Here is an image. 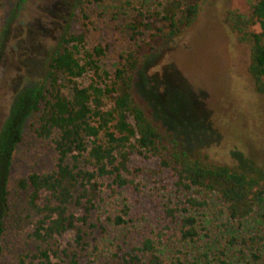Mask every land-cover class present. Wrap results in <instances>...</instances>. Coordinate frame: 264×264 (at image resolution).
I'll return each mask as SVG.
<instances>
[{
    "label": "trees",
    "instance_id": "1",
    "mask_svg": "<svg viewBox=\"0 0 264 264\" xmlns=\"http://www.w3.org/2000/svg\"><path fill=\"white\" fill-rule=\"evenodd\" d=\"M25 1L19 0L17 8ZM155 1L152 9L147 0H133V16L125 26L128 43L112 75L101 66L105 52L101 46L87 49L84 33L66 32L42 78L27 82L14 94L0 127V260L12 165L23 128L33 115V134L51 142L56 159L53 171L32 173L17 181V188L27 193L28 206L40 216L32 233L39 246L31 255L40 264H54L52 259L80 264L81 256L91 246L93 230L104 231V225L95 217L97 206L104 201L103 194L113 197L116 191L133 184L128 179L132 156L155 158L161 169L171 171L176 178V191L182 200L166 214L176 223L180 241H199L204 220L200 223L191 212L208 209V197L215 198L216 210L227 223L242 225L251 218L264 194L263 179L243 170L191 159L183 143L153 118L140 97L138 74L163 45L193 25L204 2ZM98 2L72 0V6L85 21L88 7ZM130 4L126 2L127 7ZM4 5L5 0H0V50ZM245 5V11H228L224 22L238 35L239 42L248 45V73L256 92L264 95V0H246ZM44 194L47 197L40 205ZM75 209L82 214L76 216ZM127 216L128 209L123 206L121 215L106 220L123 226L128 223ZM255 225L251 231L230 234L223 240L214 255L217 264H264V216ZM69 231L74 234L72 250H55L50 241ZM125 246V251L119 245L115 247L109 264H182L179 259H165L150 238L139 245ZM207 253L194 257L191 264H209ZM96 261L94 258L86 264H98Z\"/></svg>",
    "mask_w": 264,
    "mask_h": 264
},
{
    "label": "rangeland",
    "instance_id": "2",
    "mask_svg": "<svg viewBox=\"0 0 264 264\" xmlns=\"http://www.w3.org/2000/svg\"><path fill=\"white\" fill-rule=\"evenodd\" d=\"M18 1L5 0L1 9L0 127L14 94L27 82L42 78L66 32L84 33L87 49L101 46L105 50L101 66L112 75L127 46L125 26L133 16V0H100L88 7L85 21L73 9L72 0H26L17 8ZM127 1L131 3L128 7ZM245 1L204 0L193 25L163 45L141 70L137 88L153 118L183 143L191 159L243 170L264 181V95L256 92L248 73V45L239 42L238 35L224 22L228 11H245ZM147 3L153 9L157 2ZM34 120L35 115L23 128L12 165L0 264H40L31 258L39 246L32 233L40 216L28 206L27 193L17 188V181L32 173L53 171L56 159L51 142L33 134L30 124ZM128 169L133 184L116 191L113 197L103 194L95 217L104 231L93 230L91 246L81 256L80 264L94 258L98 264H109L117 245L125 251V244L139 245L146 238L152 239L167 260L191 264L194 257L203 256L211 248L207 253L209 264H217L214 255L223 240L230 234L251 231L264 216V194L251 218L242 225L227 223L216 210L215 198L208 197V209L191 212L200 223L204 220L200 239L187 244L177 237V225L166 214L182 200L172 172L161 169L157 159L140 156L130 158ZM123 206L128 209V223H109L106 217L121 215ZM73 212L82 214L79 209ZM73 238L69 231L50 244L55 250L71 251ZM51 262L66 264L58 259Z\"/></svg>",
    "mask_w": 264,
    "mask_h": 264
}]
</instances>
